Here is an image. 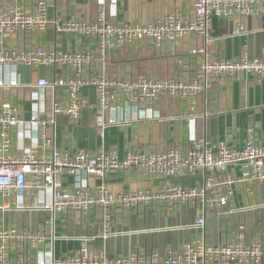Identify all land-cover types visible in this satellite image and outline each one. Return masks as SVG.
Returning <instances> with one entry per match:
<instances>
[{
  "label": "built area",
  "instance_id": "obj_1",
  "mask_svg": "<svg viewBox=\"0 0 264 264\" xmlns=\"http://www.w3.org/2000/svg\"><path fill=\"white\" fill-rule=\"evenodd\" d=\"M46 8V0H36L31 11L20 7L15 0L7 8H0V64L52 66L58 70L53 81L40 79L37 84L65 92L63 103L54 102L47 109L50 112L47 119L35 114L24 121L13 101L0 104V214L28 209L47 215L39 221L41 226L35 228L6 227L0 223V264H264V222L256 220L253 234L248 238L244 235L245 216L264 213V138L253 135L239 146L225 140L210 143L196 136L197 118L190 117L184 142L160 152L129 146L120 157L102 149L95 153L62 151L43 135L46 126L54 124L57 116H65L71 123L80 120L85 107L82 93L85 87L96 89L100 111L110 103L150 104L161 96L191 102L221 80L245 76L264 80V56L248 57L243 53L235 59L220 60L213 59L204 47H197L192 52L201 56V60L189 79L109 81L84 78L91 57L82 51L61 52L38 46L23 53L2 52L18 32L42 31L50 25L58 32L93 40L100 55L112 39L121 43L148 40L156 48L186 36L207 40L213 17L264 16V0H194L188 12H169L144 24L114 23L105 14H99L94 21L72 17L57 24L47 19ZM64 68L73 74L61 73ZM16 84L10 76L7 81L0 79V87ZM17 131L39 134L36 145L32 149H20L18 155L11 151L12 137ZM49 145L50 153L46 156L42 151ZM128 172L157 185L147 190L111 193L104 181ZM193 177L199 178L193 186L171 182ZM258 196L261 198L257 199ZM198 206L203 215L192 226L177 224L182 210L190 211ZM207 211L216 212L218 219L236 218L228 237L219 243L196 237L163 250L134 249L110 255L104 248L93 249L96 237H85L77 251L59 257L53 254V244L59 238L57 221L77 224L94 214L101 221L100 238L104 241L114 235L110 227L116 217L124 222L143 221L149 214L155 221H165L164 226L121 232L119 236L123 237L147 232L204 231Z\"/></svg>",
  "mask_w": 264,
  "mask_h": 264
},
{
  "label": "crops",
  "instance_id": "obj_2",
  "mask_svg": "<svg viewBox=\"0 0 264 264\" xmlns=\"http://www.w3.org/2000/svg\"><path fill=\"white\" fill-rule=\"evenodd\" d=\"M0 8H7L14 0H2ZM26 11H31L36 0H15ZM194 0H46V16L50 22L61 24L76 17L83 21H94L99 14L114 23L138 22L141 24L156 20L169 12H188ZM210 34L207 40L186 36L175 43H163L156 48L150 41L121 43L115 39L108 42L103 55L97 51L93 40L77 35L58 32L54 25L42 31H20L4 46L2 52L23 53L38 46L61 52L82 51L90 55V63L84 74L86 79H107L109 81H136L140 78L189 79L197 67L201 56L192 51L204 47L213 59L230 60L245 53L248 57L264 56V16L245 18L213 17L210 22ZM64 68L61 73L71 76L72 71ZM58 70L52 66L32 68L22 63L0 64V79L9 76L17 81L15 86L0 87V104L13 101L19 106L24 121L38 114L47 119L54 102H64L65 92L61 89L38 86L40 79L52 82ZM84 110L77 123H71L65 116H57L54 124L46 126L43 135L58 149L66 152L85 150L95 153L102 149L122 156L127 147L133 146L147 152L164 151L168 146L186 140L190 117H196L195 133L210 143L225 140L230 145H242L253 135L264 138V80L245 76L238 80H221L212 88L199 95L191 102L161 96L150 104L126 105L110 103L104 110L98 109L97 93L94 87L82 89ZM46 110V111H45ZM39 134L34 131H17L12 137V153L20 154V149H32L38 142ZM17 147V148H16ZM42 153H50V145ZM40 154V153H39ZM65 178V177H64ZM111 193H128L138 189H152L157 182L138 178L133 172L117 175L104 181ZM181 186H193L198 177L174 179L171 181ZM66 184V181H63ZM261 198L260 196L257 199ZM14 199H11V202ZM28 201V200H27ZM32 201V200H31ZM29 205H31L29 201ZM186 212V222L192 213L197 219L203 215L198 206ZM47 215L38 211L6 210L0 214V223L35 228ZM210 225L217 220L216 212L205 213ZM264 222L263 215L245 216V237L253 233L256 220ZM183 210L176 220L183 225ZM230 226L223 237H228L236 218L228 216ZM42 223V222H41ZM171 224V223H170ZM164 226L165 221H155L146 214L143 221L132 219L124 222L113 219L109 239L102 240V224L98 216L90 214L81 223L57 221L53 244L56 257L77 251L81 239L96 237L93 249L104 248L110 255L127 253L134 249L163 250L167 246H177L196 237L205 238L211 243L224 239L213 236L212 227L203 231H173L165 233L147 232L135 236H119L130 229H152ZM210 232V233H209ZM48 250V246H44Z\"/></svg>",
  "mask_w": 264,
  "mask_h": 264
},
{
  "label": "rangeland",
  "instance_id": "obj_3",
  "mask_svg": "<svg viewBox=\"0 0 264 264\" xmlns=\"http://www.w3.org/2000/svg\"><path fill=\"white\" fill-rule=\"evenodd\" d=\"M192 215L191 217L189 218V221L186 222V212L183 210V225L184 224H188L189 226H192L193 223L195 222V218H196V215L194 214V212H191ZM230 226V221L229 220H217L213 223V225H210V222L208 221L207 222V227L208 229L210 227H212V233H213V236L215 237V239L217 240V238L219 236H221L222 238L226 235V233L228 232V230L226 228H229ZM227 231V232H226ZM210 233V232H209ZM224 239V238H223Z\"/></svg>",
  "mask_w": 264,
  "mask_h": 264
}]
</instances>
